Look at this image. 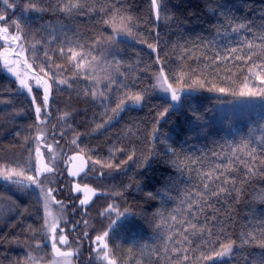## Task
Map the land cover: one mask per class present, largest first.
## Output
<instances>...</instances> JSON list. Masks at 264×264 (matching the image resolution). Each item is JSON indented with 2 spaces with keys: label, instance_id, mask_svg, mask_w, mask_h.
Instances as JSON below:
<instances>
[{
  "label": "trees",
  "instance_id": "16d2710c",
  "mask_svg": "<svg viewBox=\"0 0 264 264\" xmlns=\"http://www.w3.org/2000/svg\"><path fill=\"white\" fill-rule=\"evenodd\" d=\"M9 1L15 7L8 8L0 0V14L6 16L0 26L15 31L12 21L35 3L41 9L38 14L18 21L28 60L36 73L43 66L49 76L66 79L71 87L50 80L52 94L46 109L43 91L35 90L36 103L47 119L40 123L33 100L0 69V167L23 168L26 175H37V130L41 126L48 129L47 139L53 140L59 151L54 163L48 158L54 171L39 180L62 201L61 228L69 238L68 248L78 250L73 255L75 263L105 264L96 259L94 243L97 235L109 230L110 221L107 240L117 264H176L183 254L190 257L183 264H253L259 260L264 249L252 243L241 245V235L254 232L260 239L264 232V175L260 174L264 173V115L227 129L213 122L212 112L220 101L242 97L231 92L239 90L245 77L256 89L264 87L248 72L253 64H264V0H161L160 19H156L151 0H85V7L70 15L59 10L62 0ZM117 9L121 15L132 17L129 27L133 36L114 32L102 22ZM239 23L248 27L233 32ZM118 35L126 39L117 43L119 72L108 91L102 58L110 44L94 42L98 37L116 39ZM247 42L257 47L250 49ZM148 44L155 45V50ZM79 45L84 46L85 53L90 51L98 57L93 61L95 72H78L69 61L67 49L80 50ZM232 48L239 51L232 53ZM252 53L250 61L235 59L236 55ZM1 64L0 59V68ZM161 67L175 87L195 92L185 96L178 109L170 100L153 94ZM181 73L184 79L177 83ZM90 75H95L99 83L85 79ZM197 79L203 82L202 87L193 84ZM121 84L127 87L121 88ZM220 87L231 91L214 90ZM93 89L103 91L106 98H94ZM125 91L143 92L145 99L140 104L129 101L114 115L111 109ZM165 109L167 114L161 117ZM108 116L113 118L108 121ZM98 124L103 127L97 128ZM81 149L89 170L78 181L99 193L86 208L78 205L80 195H73L68 186L75 180L68 177L67 161ZM133 152L132 160L121 163ZM236 157L257 174L248 176L245 164ZM95 160L121 166L102 168L93 164ZM229 163L237 171L225 175L236 180V188L224 184L229 191L210 197L200 211L201 204L194 201L200 199L197 192L205 191L202 174ZM221 170L217 169V175ZM189 203L193 204L191 210ZM110 205L116 211H105ZM44 218L43 200L34 188L0 180V264H30V257L51 256ZM181 220L185 223H179ZM189 221L198 227L206 225L211 237L207 233L192 236L189 230L184 235L193 243H176L183 240L180 233ZM168 236H172L171 241ZM205 239L214 241L217 249L227 239L235 240L237 246L230 257L200 261L201 252L209 251L207 246L197 247ZM174 247L181 252L173 253ZM184 249L189 251L185 253Z\"/></svg>",
  "mask_w": 264,
  "mask_h": 264
},
{
  "label": "snow or ice",
  "instance_id": "6c2138e0",
  "mask_svg": "<svg viewBox=\"0 0 264 264\" xmlns=\"http://www.w3.org/2000/svg\"><path fill=\"white\" fill-rule=\"evenodd\" d=\"M3 3L8 6V8L15 7L14 4L9 3V0H3ZM152 7L155 11L156 19H160V7H161V0H151ZM85 7V0H62V6L59 8L61 12H64L66 14H72L74 11H77L81 8ZM31 9L34 10H41L37 8V5L35 3L30 5ZM89 11H94V8H89ZM102 11L104 9H101ZM6 19V16L4 14H0V21H3ZM132 21V17L121 15L120 11L117 9L115 10L107 20L102 21L104 24L109 25L112 27L114 32H123L129 36H133L132 28L129 27V24ZM13 25L16 28L15 34L9 33V27L7 26H0V39H3L6 43V45L10 44H16L19 47V51L16 50V48L11 47H5L3 50V53H0V59L3 60L4 67L12 73L14 76L17 77L19 81V86L21 89L27 90L29 94L32 93V84L29 83V78L25 74V76H21L20 72L17 70L21 63L26 65V67L30 70L35 72L36 70L33 68L32 63L28 62V57L26 56L27 49H25L21 44L20 41L23 39L22 35L20 34V24L17 21H13ZM248 27V24L245 23H239L236 24L235 27L232 28L233 32H239L242 29H245ZM54 38V37H53ZM115 37L108 36L106 38L104 37H98L97 40L94 43H112L114 42ZM264 39V37H262ZM142 43H146V41L141 40ZM149 48H152L155 50V45L148 44ZM248 48L257 47V45L252 44L251 42H247ZM264 47V46H261ZM35 46H33V49ZM84 46L79 45V49L69 47L67 49V52L70 53L68 56V59L70 62L73 63V66L77 69V71L82 70H88L91 72H95V68L93 67V61H98V57L92 56L91 52L85 53L83 51ZM64 49L61 48L60 52L63 54ZM232 53H237L239 50L236 48L230 49ZM16 55L20 57V59L12 60L10 59L11 55ZM255 53L249 54L246 57L243 55H236V60H252V56ZM44 55L47 57L48 53L45 51ZM91 56V59H88V57ZM219 59H224V57H218ZM36 57L33 55V61H35ZM157 62H159V57H157ZM57 68L61 67L60 65H56ZM259 68L260 71H257L256 69ZM116 70L119 72V64L116 65ZM248 72L251 74V76H254L256 80L260 82L261 85H264V64H253L252 67L248 69ZM39 73H43L44 75L41 76ZM39 73H37L35 76L31 77V79H34L36 82L37 87H43V99L42 104L44 105V109L48 106L49 96L52 89V84L48 82V80H54L58 84H68V80L66 79H56L55 76H49L48 72L45 70L43 66H39ZM122 75V74H121ZM184 73H181L178 77L177 83H181L184 79ZM45 76H48V79H44ZM85 79H91L95 81L96 83H99L98 78L95 75L85 76ZM106 79L109 82L108 91H111L110 85L115 83L116 81L112 78L111 75H108ZM156 85L154 87L160 88L164 92L171 91L172 99L178 100L179 97L176 94V90L173 89V85L169 83L168 75L164 72L163 67H161L158 74H156ZM193 84H199L201 87L203 86V82L199 79L194 80ZM69 87H71L70 84H68ZM192 85H189L191 87ZM121 88H126L127 85L121 84ZM213 90V89H209ZM216 91H219L221 93H228L231 90L225 87H220L214 89ZM85 94H88L87 92ZM232 95L237 96H261L264 97V87H260L258 89L255 88L254 85H252L249 81L248 77H245L244 81L242 82V86L239 88L238 91H232ZM91 95L96 97H105V93L103 91H100L99 89H93L91 91ZM106 98V97H105ZM145 94L143 92H132V91H125L123 95L119 98L118 102L116 103V106L111 109V112L115 115L118 114L120 111L124 110V106L131 101L134 104H140L144 101ZM33 102L35 103L36 97H32ZM37 118H39L40 113L42 111V108L39 104L36 105L35 108ZM167 114V109H165L164 112L160 113V116H164ZM65 116L69 115L68 113L64 114ZM113 117L108 116L107 120L110 121ZM45 121H41V123H44ZM103 127V124H98L97 128ZM156 129H153V132L155 133ZM38 145L36 147V161H37V167L35 169L37 175H26V172L23 168H15V167H0V177H2L6 181H10L14 184L20 185V186H30V184H34L37 187H41V182L39 180V175H42L44 173H52L54 169L49 166V163L45 161L44 155L40 150L39 142L43 140V135L38 132L37 136ZM73 144L76 143V140L73 139ZM49 152H53L52 145H44ZM118 151H123V149H118ZM253 151H255L253 149ZM83 152V149H81V153ZM135 153L133 152L127 157V160L122 161L121 163H127L128 160H132ZM235 155V153H233ZM251 155V153H249ZM56 158L55 153L53 152V155L51 157L52 162L54 163ZM31 159V157H30ZM73 161L76 159H80L83 161V156L80 154H77V156L71 158ZM89 159H91L89 157ZM237 160L240 161V163L245 164L243 160H240L239 157H236ZM175 163V162H174ZM195 163V161H193ZM93 164L100 165L102 168H119L120 164H115L112 161H101V160H95L93 161ZM86 162H83L75 171H71L72 176H78L81 172L84 171ZM245 167L247 168V175L248 176H255L257 174V170L254 169L252 166H249L245 164ZM222 168L219 172V175H217V169ZM237 171L236 168L232 166L231 163L225 166H217L214 169L209 170L208 172H205L202 174V187L205 191L203 192H197L196 195L200 198L199 200L194 201V203L201 204L200 211H203V205L207 204V200L210 197L219 196L221 193H227L229 189L227 187H224V184H230L233 188H236V180L229 178L225 173L227 172H234ZM103 175V173H100ZM261 175H264V173H260ZM223 177V180L221 178ZM25 181L30 182V184H25ZM217 181H221V183L217 184ZM212 185H215L214 187ZM75 190L77 192H84V199L80 200V204H87L89 200L91 199V196L96 194V190L90 188L88 185L81 186L80 184H76ZM41 191L44 195V210H45V218H44V225L43 227L47 230L48 233H51V240H52V252L55 257L62 258L53 260L52 264H72L71 260L69 259L72 257L76 251L78 250H62L60 247L57 246V236H56V229L59 227L60 223V214H54L51 208V205L53 203L61 204L62 202L57 201L55 197L52 195L53 189L51 188H41ZM237 191H239L237 189ZM207 193V195H206ZM152 194L149 193V196ZM203 201V203H201ZM211 205H209L210 207ZM193 207L192 203L188 204V209L191 210ZM105 211H116V209L113 206H109L108 209ZM171 219L173 221L176 220L175 216H172ZM87 223V221H85ZM111 221L109 223V230L104 231L102 234L97 235L95 237V241L98 243L97 248L95 251L98 254V258L105 261L106 264H117V259L115 258L114 254L112 253V248L109 246L107 238L109 237V231L111 230ZM179 223L183 224L185 223L184 220L179 221ZM191 230L192 236H201L203 237L205 233H207L208 237H211L212 233L211 230L208 229L205 226H197L195 223L188 222V227L183 230V232L180 233V235L183 237V240H178L176 243L182 244L184 242H187L189 245L193 243L192 240L189 239L188 235H184L185 232H189ZM87 235V233H85ZM168 241L172 240V236L167 237ZM60 244H68V238L65 235H60L58 237ZM255 244L261 249H264V232H262V238L257 239L254 232H247L242 233L241 235V245L243 244ZM207 246L209 249L208 253L205 254L203 251L200 254L199 260L200 261H210L214 259H223L225 257H230L233 253L234 246H237L235 240L227 239L226 241H221L219 243L218 249L215 246V242L211 239H205L202 241V244L197 245V247H203ZM37 247H39V243L37 244ZM165 251H168L167 247L165 248ZM171 251L173 253H180V248H172ZM185 253L189 251V249L183 250ZM30 259L34 262V264H39V261L36 260L34 257H30ZM190 257L187 254H183L181 256V259L176 262V264H183L184 261H188ZM25 264H28V261H25ZM253 264H264V255L261 256L259 260H254Z\"/></svg>",
  "mask_w": 264,
  "mask_h": 264
},
{
  "label": "rangeland",
  "instance_id": "374dc122",
  "mask_svg": "<svg viewBox=\"0 0 264 264\" xmlns=\"http://www.w3.org/2000/svg\"><path fill=\"white\" fill-rule=\"evenodd\" d=\"M2 2H3V0H2ZM9 3H10V1H9ZM37 14H38L37 10L31 9L30 7H28V8H25V9L21 10L19 15H18V18L14 19L13 21H17L18 22L19 20H22V19L29 20V19H32L33 17H35ZM13 21H12V23H13ZM15 32H16V30L15 31H9L10 34H15ZM121 38L122 39H126V38H124L123 36H120V35L116 36V39H114V42L110 43V45L107 47V49L103 53V58H102L103 59V64L102 65H104V67H106V69H107L106 73H108V75H111L112 78L115 77V75L117 73L116 65H117V61L119 60V57H120V52L117 49V43H118L119 40H121ZM20 44L24 47V45L22 44V40L20 41ZM6 46L7 47H11V48H16V50L19 51V47L16 44L6 45L5 41L3 39H0V53H3V50H4V48ZM26 56H27V53H26ZM10 59L17 60V59H20V57H18V56L13 54V55L10 56ZM28 62L30 63L29 60H28ZM1 63H2L1 64V68H0L1 71L6 73L7 75L11 76L12 78H14L17 81V84L19 86V81H18L17 77L14 76L12 73H10L4 67L2 59H1ZM17 70L20 72L21 76H25V74L27 75V77L29 78V83L32 84V89H33L32 93L29 94L27 92V90L21 89L20 86H19V89H20L21 92L27 94L32 99V97L35 96V90L36 89H38V90L40 89V90L43 91V87L42 86L41 87H37L35 80L31 79V77H33V76H35L37 74L36 72L30 71L26 67V65H24L23 63H21L20 67ZM41 76H43V75H41ZM44 79H48V77L45 76ZM48 82L51 83L50 80H48ZM156 83H157V81L155 82V85H156ZM169 83H171V82L169 81ZM173 89L176 90V94L179 97L178 100H173L172 99L171 91L164 92L158 87H154L153 94L156 97H161V98L170 100L172 102L173 108H175V109H178V108L181 107L182 100H183V98L185 96H187V95H195L194 91H192L190 89H187V88H184V87L179 88V87H175L173 85ZM51 94H52V89H51V93H50L49 99L51 98ZM36 105H37V103H36V100H35V108H36ZM261 115H264V97H261V96H242L240 98H235V99H225V100H222L219 103H217V106L215 107V109L212 112V120H213V122H215L216 124L220 125L221 127L229 129V128H236L237 126L242 125V124H246L247 121H249V120L256 121V120H258V118ZM38 121L40 123H41V121H47V119L43 118L42 111L40 113ZM261 131L264 132V126L261 128ZM38 132L41 133L44 136L43 140L40 141L39 145H40V150H41V152L44 155L45 161L48 163V158L52 157L53 152L55 153L56 156L58 155V151H59L58 149L59 148H56L53 140L47 139V137H48V129L46 127H43V126L39 127L38 130H37V133ZM46 144L47 145H52L53 152H49V150L44 146ZM74 145H76V143ZM67 162L69 164V160ZM36 167H37V161H36ZM44 174H46V173H44ZM44 174L39 175V177L43 176ZM0 180L7 182L2 177H0ZM25 183L26 184H30V182H27V181H25ZM76 184H80L81 186L85 185V184L79 182L78 180H75L74 182H72V183H70L68 185L69 189H70V191L72 192L73 195H80V199L78 201V205L80 207H82V208H86V206H88L91 203V201L94 199V197L97 194H99V193L94 187H92L91 185H88L90 188L96 190V194L91 196V199L89 200V202L87 204H83L82 205V204H80V200L84 199V192L83 191L77 192L75 190ZM30 187L34 188L40 194V196H41V198L43 200V204H44V195H43V192L41 191V188L47 189V187L42 186V185H41V187H37L34 184H30ZM63 188L65 189V185H64ZM52 195L55 197V199L57 201H60V200H58L56 198V195L54 194V190L52 192ZM60 202H62V201H60ZM72 202L73 201H71V203ZM59 205L60 204H56V203H53L51 205L53 213L54 214H60L59 227L56 229L57 246L61 247L65 251H68V250H70L68 248V245H69L70 241H69V238H68L65 230L61 228L64 218H63V215H61V213L59 211ZM119 220H120V217L117 218V221H119ZM51 235H52L51 233L47 232V243L50 245L51 250H52ZM60 235L67 236L69 243L66 244V245L65 244H60L59 240H58V237ZM97 246H98V243L95 241L94 250L97 248ZM96 255H97V258H96L97 260H99L100 262L106 264L105 261H103V260L98 258L97 252H96ZM33 257L36 258V260L39 261V264H52L53 260L62 259V258L55 257L52 252H51V256H49L48 258H40L38 256H33ZM225 258H227V257H225ZM69 259L71 260L72 264H76L74 256L70 257ZM30 264H34V262L31 261Z\"/></svg>",
  "mask_w": 264,
  "mask_h": 264
},
{
  "label": "water",
  "instance_id": "95a60500",
  "mask_svg": "<svg viewBox=\"0 0 264 264\" xmlns=\"http://www.w3.org/2000/svg\"><path fill=\"white\" fill-rule=\"evenodd\" d=\"M43 138H44V136H43ZM77 154H80L83 156V161H81L80 159H76L75 161H73L71 159L72 157L77 156ZM83 162H86L84 171L81 172L78 176H72L71 171H75ZM88 170H89V163H88V159L85 157V155H83L82 153H73L70 156V162H69L68 167H67L68 177L70 179H73V180L80 179L81 177H83L84 175L87 174Z\"/></svg>",
  "mask_w": 264,
  "mask_h": 264
}]
</instances>
